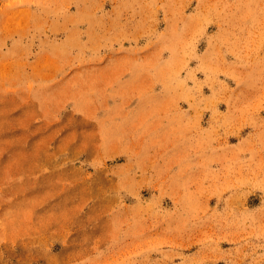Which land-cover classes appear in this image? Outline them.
Returning <instances> with one entry per match:
<instances>
[{
	"label": "rangeland",
	"instance_id": "374dc122",
	"mask_svg": "<svg viewBox=\"0 0 264 264\" xmlns=\"http://www.w3.org/2000/svg\"><path fill=\"white\" fill-rule=\"evenodd\" d=\"M0 264H264V0H0Z\"/></svg>",
	"mask_w": 264,
	"mask_h": 264
}]
</instances>
